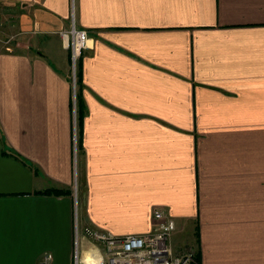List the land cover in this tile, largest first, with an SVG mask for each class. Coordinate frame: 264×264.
Segmentation results:
<instances>
[{
  "label": "crops",
  "instance_id": "1",
  "mask_svg": "<svg viewBox=\"0 0 264 264\" xmlns=\"http://www.w3.org/2000/svg\"><path fill=\"white\" fill-rule=\"evenodd\" d=\"M0 35V264L156 210L196 264H264V0H0Z\"/></svg>",
  "mask_w": 264,
  "mask_h": 264
},
{
  "label": "built area",
  "instance_id": "2",
  "mask_svg": "<svg viewBox=\"0 0 264 264\" xmlns=\"http://www.w3.org/2000/svg\"><path fill=\"white\" fill-rule=\"evenodd\" d=\"M59 35L63 47L70 52L74 73L79 58L84 50L90 48V36L87 31L78 29L73 24L69 29L61 30ZM154 231L147 234L115 237L101 230L85 228L82 235L97 243L100 248L93 249L99 255L97 264H195L196 251L188 252L183 256L175 255L171 245V237L176 231V222L162 211L154 214ZM79 239V232H76ZM53 257L46 254L40 264H52ZM76 264H89L79 261Z\"/></svg>",
  "mask_w": 264,
  "mask_h": 264
},
{
  "label": "rangeland",
  "instance_id": "3",
  "mask_svg": "<svg viewBox=\"0 0 264 264\" xmlns=\"http://www.w3.org/2000/svg\"><path fill=\"white\" fill-rule=\"evenodd\" d=\"M5 40H6V36L5 35H0V43L1 44H4L5 43ZM4 48V47H3ZM72 69H73V66H72ZM73 72H74V70H73ZM156 211H161V210H156ZM155 211V212H156ZM163 212V211H162ZM155 214V213H154ZM81 225L78 227V225H77V230H78V232H79V239L77 240V242H76V251H75V256H76V262L74 263V264H76L77 263V258L79 259V261H82V259H83V255H84V253H85V261H86V259L88 258V252H84L83 253V248H82V246L84 245V242H83V238H84V236L82 235V229H81ZM176 228H177V226H176ZM174 234V233H173ZM173 235H172V237H171V240H173ZM87 243V248H85V249H91V250H93V249H96V248H100V250L102 251V252H104V250L101 248V246L99 245V244H97V243H94L93 241H87L86 242ZM86 245V244H85ZM86 247V246H85ZM195 249L193 246H191V245H186V246H184V247H182V248H174V252H175V255H180V256H183V255H185L186 253H188V252H193L192 251V249ZM195 251V250H194ZM87 255V256H86ZM196 262H197V257L195 258V264H196Z\"/></svg>",
  "mask_w": 264,
  "mask_h": 264
},
{
  "label": "bare ground",
  "instance_id": "4",
  "mask_svg": "<svg viewBox=\"0 0 264 264\" xmlns=\"http://www.w3.org/2000/svg\"><path fill=\"white\" fill-rule=\"evenodd\" d=\"M96 252L97 251H94V250L88 251V258L86 259V262H88L89 264H97L99 255L98 254L96 255ZM82 257H83V260L85 261L84 256Z\"/></svg>",
  "mask_w": 264,
  "mask_h": 264
}]
</instances>
